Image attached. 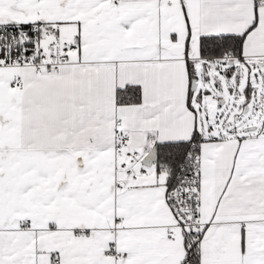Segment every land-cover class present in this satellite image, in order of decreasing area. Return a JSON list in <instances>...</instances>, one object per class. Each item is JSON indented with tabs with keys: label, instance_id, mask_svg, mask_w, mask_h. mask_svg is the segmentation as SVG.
I'll use <instances>...</instances> for the list:
<instances>
[{
	"label": "snow or ice",
	"instance_id": "6c2138e0",
	"mask_svg": "<svg viewBox=\"0 0 264 264\" xmlns=\"http://www.w3.org/2000/svg\"><path fill=\"white\" fill-rule=\"evenodd\" d=\"M0 264H264V0H0Z\"/></svg>",
	"mask_w": 264,
	"mask_h": 264
}]
</instances>
